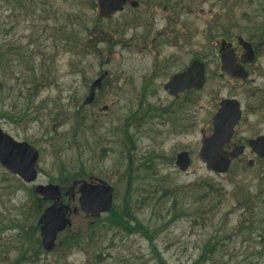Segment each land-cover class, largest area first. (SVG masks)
Instances as JSON below:
<instances>
[{"label":"rangeland","instance_id":"1","mask_svg":"<svg viewBox=\"0 0 264 264\" xmlns=\"http://www.w3.org/2000/svg\"><path fill=\"white\" fill-rule=\"evenodd\" d=\"M137 1L138 8L127 5L105 20L90 0H0V81L11 70L28 76L30 67L41 77L36 94H31L40 118L27 125L0 119L6 132L40 153L35 184L26 185L0 166V264H14L25 250L27 260L21 264H264V198L259 215L247 220L234 194L240 186L256 191L264 163L249 167L247 160L255 159L249 150L227 173L217 174L198 158L201 139L211 133L212 116L223 98L235 97L244 112L236 139L264 134V43L251 79L242 86L232 87L215 71L217 35L225 28L259 41L264 0ZM66 32L77 40H67ZM157 51L163 59L156 61ZM170 57L176 65L155 76V64ZM191 58L208 64L207 86L192 109V130L153 119L149 130L130 125L132 142L126 143L116 128L122 129L123 119L134 112L139 117L145 78L155 90L148 95L152 103L166 104L163 82ZM104 72L95 100L81 108L90 85ZM6 85L0 88L2 114L8 108L10 112L13 100L6 95ZM182 150L191 158L185 172L175 165ZM80 169L114 188L113 204L127 198L152 241L142 231L112 227L105 221L108 213L99 222L76 213L71 229L45 252L37 225L46 204L38 210L39 198L31 189L58 184L61 173L78 174ZM208 183L223 191L218 213L204 224H194L185 215L170 222L167 210L173 196L187 207L193 192ZM24 233L28 241L20 238ZM64 235L79 236L81 242L61 245ZM216 242V251L205 254V247Z\"/></svg>","mask_w":264,"mask_h":264},{"label":"water","instance_id":"2","mask_svg":"<svg viewBox=\"0 0 264 264\" xmlns=\"http://www.w3.org/2000/svg\"><path fill=\"white\" fill-rule=\"evenodd\" d=\"M130 1L133 7L138 6L137 1L133 0H97L99 8V17L107 19L118 11H121L125 4ZM239 44L244 49V63L253 61V49L250 43L239 37ZM225 40L221 42V51L230 48ZM221 69L231 77L245 79L247 74L242 66L237 64V58L232 50L225 51L221 58ZM103 77L97 79L90 88L89 96L85 104L92 102L95 89L101 85ZM204 66L199 61H194L192 65L182 74L174 76L166 85L171 94L183 90V88H201L204 85ZM106 109V107H105ZM241 111L239 103L236 100H223L220 108L213 118V132L202 141L199 150V159L205 162L208 170L218 174H224L228 171L232 159L238 157L243 152V147L235 148L230 157L225 156L224 147L230 142L234 128L239 123ZM250 146L257 156L264 158V136L250 141ZM39 159L38 150L27 142H21L14 139L10 134L0 127V166L13 175L19 176L25 183H33L37 180L38 173L36 164ZM190 158L187 152L177 155L176 165L179 170L186 171L190 166ZM253 164V161H249ZM75 182L71 187L74 192ZM37 194L44 200L56 201L61 196L58 185H38L35 188ZM79 204L80 207L89 215L99 217L107 213L113 202V188L104 183H81ZM67 206L56 207L52 205L47 208L38 221L41 225L42 245L46 251H51L55 247L57 236L60 232L71 226V220L68 217Z\"/></svg>","mask_w":264,"mask_h":264},{"label":"trees","instance_id":"3","mask_svg":"<svg viewBox=\"0 0 264 264\" xmlns=\"http://www.w3.org/2000/svg\"><path fill=\"white\" fill-rule=\"evenodd\" d=\"M90 1L94 3V0ZM261 32V36H264V25L262 26ZM65 34L67 35V40H77L72 33L68 34L66 32ZM217 36L225 37L226 39L231 40L235 35L234 33L230 32L228 28H225V31ZM248 39L253 41L251 37H249ZM108 43L110 44V46H113V44H111L110 42ZM16 60L17 59H15V61ZM2 61L3 58L2 54L0 53V67L2 66ZM7 62H9V60ZM8 66L9 65H6V67ZM30 70L31 72L28 73L30 74L28 76L23 71L18 73L17 71L11 70L4 73L5 78H3V81H0V88L4 84H7L6 95L8 96V98L12 97L13 100L10 103V112L8 111L9 108L6 110V114H2V112L4 111H0V119H8L13 123H24L25 125H27L28 123L40 118V110L32 106L34 102L32 100L33 98L31 94H36L35 89L37 88L38 81L41 79V77L38 75V72L35 71V68L30 67ZM14 93L16 95H13ZM23 99L28 102L23 101ZM83 177H86L87 180H91L94 182L97 181L94 174L86 173L84 169H80L78 174H71L70 172L61 173L60 181L62 183H67L70 180H76ZM130 184L131 183L128 181V186H130ZM31 193L35 197H37L33 190H31ZM234 194L236 199V206L241 211L242 217L247 220L256 218V216L260 213L259 203H261V200L264 198V176H261V178L259 179V184L256 191H249V189H244V187L240 186L235 188ZM223 200L224 198L222 189L211 183H208L205 186V189H203L202 191H194L192 194L191 202L187 207H184L182 204V200L174 195L167 210L168 214L170 215V222H175L181 216L185 215L190 216L192 219V223L194 224H204L206 221L210 220L211 217H213L216 213H218ZM38 201L39 202H36L35 206L38 210H40L41 204L43 202L41 199H38ZM122 201L123 202L120 203V205L113 204L112 208L109 211L108 217L105 218V221L112 227L116 226L119 228H124L126 230L142 231L144 236L149 241H152V237L149 235V232L140 225L137 216L134 214L135 209L131 207L128 199L123 198ZM134 207H136V205H134ZM136 210L139 211L140 207H138V209ZM95 221L99 222L100 219H96ZM61 242V245L68 244L70 242H72L73 245H79V243L81 242V238L79 236L74 237L64 235ZM217 245L218 242L209 244L205 247L204 253H213L214 251H216ZM34 256L36 258L38 257L37 250L34 251ZM21 263H23L22 260L18 259L14 264Z\"/></svg>","mask_w":264,"mask_h":264},{"label":"flooded vegetation","instance_id":"4","mask_svg":"<svg viewBox=\"0 0 264 264\" xmlns=\"http://www.w3.org/2000/svg\"><path fill=\"white\" fill-rule=\"evenodd\" d=\"M259 48L260 47H256V46L253 48L254 57H253L252 63H244L243 49L240 46H237L236 43H234V42L232 43V49L225 48L224 51H221L220 48H218L217 50L215 49L217 52L216 55L218 58V63H217V67H216L215 71L218 74L219 78L224 82L231 83V86L234 88L242 86L243 84L247 83L251 79L252 67H254L255 57L257 55L256 53L258 52ZM229 50H232L234 52L235 57L237 58V64L242 66L245 73L247 74L245 79L230 77L228 74L222 72V70H221L222 54L225 51H229ZM156 55H157L156 61H157L158 57L160 58V60L163 59L160 56L161 54L159 51L156 52ZM194 61H199L204 66V79H205L204 85L200 89L183 88V90L176 92V94H171L170 89L166 88V85L171 81V79L174 76L184 73L192 65V63ZM159 62L155 64V68H154L155 76H156V74L158 76V71H160L159 73H162V72L166 73L168 67H170L171 65H173V66L176 65L173 57H170L168 59L163 60V62H162L163 64H159ZM150 76H152V75H150ZM207 78H208V64L206 63L205 59H203V58H191L189 60V62L184 65V67L173 72L163 82V84H162L163 90L165 91V93L169 99V101L166 104L152 103L151 98L148 95L149 94L154 95L155 90H151L149 88V83L146 80L147 78H145V81L141 85V89H140V93H139L140 94L139 95V102H140V108H139L140 115H139V117L135 114L136 112H134V114H132L131 116H126L122 121L123 128L122 129L116 128V129L120 130L122 132L123 139L126 143L132 142L131 141V135L129 132L130 125H133V124L138 125L139 130L141 129L142 126H144L145 130H149L151 125L155 124V121H153V119L154 120L159 119V120H163L166 122H168L170 120L173 122L174 126H176V127H177V125H179L181 129L192 130V128H193V116H192L193 105L196 104V102H197L198 94L200 92H202L205 89V87L207 86ZM100 88H101V86L97 89L96 93L99 91ZM95 97H96V94H95ZM224 99L236 100L239 103V108L241 111L240 120H239L238 125L234 129L233 137H232L231 141L224 147L225 156L229 157L231 152L235 148L243 147V152L241 153V155L238 158H236L235 160L232 161V164L235 161H238V160L244 158V156L247 154V151H249V150H250L249 153H251V155H253L255 157V159H248L247 162L253 161V165H254L257 162L264 161L263 159L257 158L255 153L253 152V149L250 147V141L251 140H255L258 137L264 136V134H255L253 137H246V138L245 137H240L237 139L235 138V135L237 134V131L242 124V119H243V115H244V112H243L242 107H241V103L235 97L229 96V97L223 98L217 104L215 112L212 116L211 133L213 130V117L216 114V112L218 111L221 101ZM94 100H95V98H94ZM260 107H261V105H260ZM255 110H257V109H255ZM149 118H152V119H149ZM78 119H80V117H78ZM159 125H161V123H159ZM206 137L207 136H205L201 139V143H202L203 139ZM182 151L189 152L187 150H182ZM78 182L79 183L76 185L74 192H72L70 186L65 187L63 185V183L60 181L58 183L59 187L61 189L60 198L56 201L47 200L44 203V204H46L45 208L50 207L52 205H55L56 207L67 206L71 219H72V216L75 215L76 213H82L83 214L81 208L79 207L78 201H79V196H80L79 188H80L81 183L84 182V180H80ZM83 215H86V214H83ZM86 216H88V215H86ZM39 229H40V226H39ZM19 236L22 240H25V241L29 240V234H27V233H24V235L21 234ZM24 254L27 255L26 250L21 254L22 258L24 257Z\"/></svg>","mask_w":264,"mask_h":264}]
</instances>
